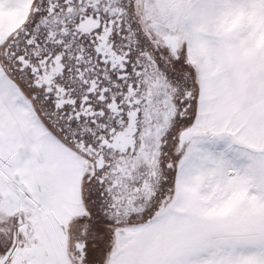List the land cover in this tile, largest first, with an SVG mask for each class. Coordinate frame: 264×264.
<instances>
[{
	"label": "snow or ice",
	"instance_id": "obj_1",
	"mask_svg": "<svg viewBox=\"0 0 264 264\" xmlns=\"http://www.w3.org/2000/svg\"><path fill=\"white\" fill-rule=\"evenodd\" d=\"M0 264H264V0H0Z\"/></svg>",
	"mask_w": 264,
	"mask_h": 264
}]
</instances>
